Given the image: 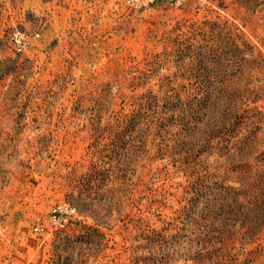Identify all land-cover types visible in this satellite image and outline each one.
Returning <instances> with one entry per match:
<instances>
[{
    "label": "rangeland",
    "instance_id": "rangeland-1",
    "mask_svg": "<svg viewBox=\"0 0 264 264\" xmlns=\"http://www.w3.org/2000/svg\"><path fill=\"white\" fill-rule=\"evenodd\" d=\"M0 264H264V0H0Z\"/></svg>",
    "mask_w": 264,
    "mask_h": 264
},
{
    "label": "built area",
    "instance_id": "built-area-1",
    "mask_svg": "<svg viewBox=\"0 0 264 264\" xmlns=\"http://www.w3.org/2000/svg\"><path fill=\"white\" fill-rule=\"evenodd\" d=\"M17 40V48L18 49H21L22 48V40L21 39H16ZM56 210V208H55ZM61 217H62V213H60L59 215H57V213H54L53 215V219L54 221H61ZM44 227L43 226H36V229H43Z\"/></svg>",
    "mask_w": 264,
    "mask_h": 264
}]
</instances>
